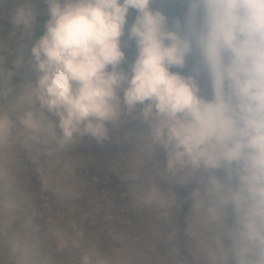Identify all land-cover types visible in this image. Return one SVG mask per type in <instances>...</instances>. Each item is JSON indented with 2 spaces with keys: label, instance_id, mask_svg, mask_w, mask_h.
<instances>
[{
  "label": "clouds",
  "instance_id": "clouds-1",
  "mask_svg": "<svg viewBox=\"0 0 264 264\" xmlns=\"http://www.w3.org/2000/svg\"><path fill=\"white\" fill-rule=\"evenodd\" d=\"M5 19L0 264H264V0H0ZM88 143L125 148L109 170L141 228L89 191Z\"/></svg>",
  "mask_w": 264,
  "mask_h": 264
},
{
  "label": "built area",
  "instance_id": "built-area-1",
  "mask_svg": "<svg viewBox=\"0 0 264 264\" xmlns=\"http://www.w3.org/2000/svg\"><path fill=\"white\" fill-rule=\"evenodd\" d=\"M91 144V148L89 145ZM94 143L84 144L83 148L77 150L85 157V167L80 170V175L91 185L89 189L93 193H104L111 200L114 209L120 211L121 219L124 221L123 226L127 228L128 224L140 227L147 223V213H137L128 207L129 197L127 195V185L122 183L119 176L109 170V164L125 152V148L114 143L98 145L99 152H96ZM23 158V157H22ZM25 163V179L38 188V180L35 173L31 170V165L27 160ZM181 195L183 190L178 189ZM83 203V202H82ZM186 212V206L178 210L175 215V222L182 225L183 217Z\"/></svg>",
  "mask_w": 264,
  "mask_h": 264
},
{
  "label": "rangeland",
  "instance_id": "rangeland-1",
  "mask_svg": "<svg viewBox=\"0 0 264 264\" xmlns=\"http://www.w3.org/2000/svg\"><path fill=\"white\" fill-rule=\"evenodd\" d=\"M1 23L5 25V30H6V28L9 26V25L7 24V22L2 21ZM5 32H6V31H4L3 34H5ZM79 148H83V145H81ZM89 148H91V144L89 145ZM93 148H94V149L96 148V152H99V151H100V148L98 147V145H95V147H93ZM142 223H143V224H142L140 227H138V228H141L144 224H146L145 222H142Z\"/></svg>",
  "mask_w": 264,
  "mask_h": 264
},
{
  "label": "crops",
  "instance_id": "crops-1",
  "mask_svg": "<svg viewBox=\"0 0 264 264\" xmlns=\"http://www.w3.org/2000/svg\"><path fill=\"white\" fill-rule=\"evenodd\" d=\"M3 21L7 22V21H6V19H5V20H3ZM1 22H2V21H0V23H1ZM8 27H10V26H8ZM8 27L6 28V30H5V31H7ZM5 34H6V32H5Z\"/></svg>",
  "mask_w": 264,
  "mask_h": 264
},
{
  "label": "trees",
  "instance_id": "trees-1",
  "mask_svg": "<svg viewBox=\"0 0 264 264\" xmlns=\"http://www.w3.org/2000/svg\"><path fill=\"white\" fill-rule=\"evenodd\" d=\"M42 22H43V18L40 19V23H41V24H42ZM77 151H78V150H77ZM78 152H79V151H78Z\"/></svg>",
  "mask_w": 264,
  "mask_h": 264
}]
</instances>
